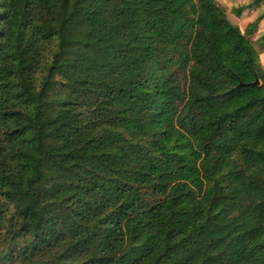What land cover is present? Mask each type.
Instances as JSON below:
<instances>
[{"label": "trees", "instance_id": "16d2710c", "mask_svg": "<svg viewBox=\"0 0 264 264\" xmlns=\"http://www.w3.org/2000/svg\"><path fill=\"white\" fill-rule=\"evenodd\" d=\"M263 17L0 0V264H264Z\"/></svg>", "mask_w": 264, "mask_h": 264}, {"label": "rangeland", "instance_id": "374dc122", "mask_svg": "<svg viewBox=\"0 0 264 264\" xmlns=\"http://www.w3.org/2000/svg\"><path fill=\"white\" fill-rule=\"evenodd\" d=\"M216 1L218 2V0H216ZM218 4L224 8V10L227 14V17L231 21V23L238 26L242 30V32H244L246 30V28L248 27V25L250 23H253L259 17V14L261 13V12L260 13L256 12L255 15L249 16V15H247V11H244L243 14L238 16V15L233 14V11H234L233 9L235 7H240V5H242V4L236 3L235 4L236 6H234V8H232L231 2H228V4H225V6L220 4L219 2H218ZM259 32H264V24H262L261 22H259L257 24V28L255 29L254 34L251 36L250 39H252L254 42H256L259 38V35H260ZM257 49H258V51H260V60H261L260 63L262 65V67L264 68V48L257 47Z\"/></svg>", "mask_w": 264, "mask_h": 264}, {"label": "crops", "instance_id": "0c3cea01", "mask_svg": "<svg viewBox=\"0 0 264 264\" xmlns=\"http://www.w3.org/2000/svg\"><path fill=\"white\" fill-rule=\"evenodd\" d=\"M218 2L222 5L225 6V4H228V2H231V6L232 8H234V6H236L235 4L238 3V4H242L240 5L241 6H244V5H247V4H250L252 2V0H218ZM247 3V4H246ZM244 11H247V15H255L256 12L260 13L259 16H264V3H261L259 5H256L254 6L253 8H250V9H246ZM244 13V12H243ZM242 13V14H243ZM261 22L262 24H264V17L259 21ZM251 24V23H250ZM263 26V25H262ZM260 35L263 34L264 32H259ZM254 34V33H253Z\"/></svg>", "mask_w": 264, "mask_h": 264}, {"label": "water", "instance_id": "95a60500", "mask_svg": "<svg viewBox=\"0 0 264 264\" xmlns=\"http://www.w3.org/2000/svg\"><path fill=\"white\" fill-rule=\"evenodd\" d=\"M259 82L257 81L256 84H258Z\"/></svg>", "mask_w": 264, "mask_h": 264}]
</instances>
